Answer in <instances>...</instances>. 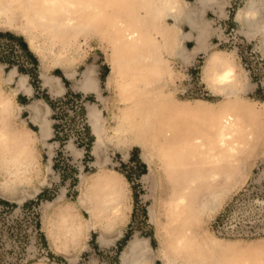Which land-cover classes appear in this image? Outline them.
<instances>
[{
	"label": "rangeland",
	"instance_id": "obj_1",
	"mask_svg": "<svg viewBox=\"0 0 264 264\" xmlns=\"http://www.w3.org/2000/svg\"><path fill=\"white\" fill-rule=\"evenodd\" d=\"M72 1L82 5L73 9L78 10L75 14L79 20L57 37L53 34L49 38L46 31H39L41 38L38 43L41 42L39 45L44 53L31 48L21 31L0 26V32L12 33L26 41L39 61L29 67V74L17 69L20 75L27 76L30 88L32 85L39 92L33 91L31 96L22 98V104L19 103V95L26 97V94L22 91L15 94L17 81L8 79V73L17 67L11 64L7 68L5 63L0 62V92L11 96L15 113L21 111L18 118L6 115L4 125L7 129L29 127L34 131L30 136L36 159L35 165L26 170L24 179L18 183L10 180L5 171H0V200L10 203L4 205L0 202V264H123L122 259L137 237L149 240L153 253L150 264H164L158 258L164 237L159 234L158 224L152 220L150 210L156 211L159 224L165 223L164 208L169 205L172 188L166 172L170 164L167 161V147L170 148L173 143L172 125L181 123L183 119L171 117L167 111V100L173 98L179 102H194L202 99L219 103V108L223 106V95L213 92L204 78L208 52L212 51L228 54L238 65L243 81L238 98L246 99L250 107L243 108L239 104L236 108L242 118V129L248 126L241 135L248 138L253 132L258 145L253 149L250 142L245 150L237 148L231 157L224 152L221 163L214 164L207 158L203 160V170L216 169L214 185L224 195L220 204L202 219L199 232L204 230L222 242L264 243V53L259 45L261 39L248 38L241 30L242 25L235 20L247 0H220L224 3L223 9L216 6L206 12L205 18L216 29L209 37L208 52H200L190 61H185L174 55L173 42L169 43L167 75H163L162 81L149 87L146 84L152 82L147 83V78H141L140 86L126 93L121 92L123 87L118 82L111 87L107 84L117 49L108 35V15L99 14L100 10L103 14L105 11H115L118 6L114 3H122L121 0ZM182 1L195 3L196 0ZM122 4L125 8L126 3ZM0 5L11 6L8 3ZM11 13L18 16L14 17L15 25H22L24 17L19 18L21 15L16 10V4L11 7ZM169 22L172 23L171 20ZM183 30L190 32L191 29L185 24ZM154 37L157 41L161 40L160 34L155 33ZM184 44L189 52L196 46L194 39H187ZM89 70L93 71L103 97L101 100L95 93L80 90L84 75ZM43 72L60 78L64 88L62 94L54 95L50 87L44 85ZM69 73L74 75L68 77ZM67 93H71L68 99L59 102L56 109L50 110L45 103L47 97L58 100ZM35 102L38 106L41 102L50 110L46 116L50 120L52 135L45 140L38 135L39 127L30 120L33 114L27 107ZM152 103L156 104V110H152L149 117L154 128L151 131L145 130V127L135 129V135H139L144 143V140L149 141L148 145L155 154L154 162L148 165L142 159L141 147L131 143L126 156L117 140L111 143L106 137L114 134L112 131L116 127V120L124 119L136 125L146 112H150ZM91 106H97L103 118V135L107 145L102 148L101 158L108 160L103 166L97 164L98 158L93 152L97 135L89 123ZM55 124L60 127L57 131ZM84 126L89 128V132ZM114 171L122 174L126 180L123 217L110 230L102 229L107 226L105 220L97 222L95 227L85 228L80 241L67 252L61 253V248L53 249L44 225L50 228L52 218L70 206L76 208L87 225L91 215L87 205L82 206L79 202L87 184H84L83 178L91 181ZM227 173H232L229 182L226 181ZM41 193L43 196L38 198ZM27 202L31 203L24 206ZM167 228L171 230L170 222H167ZM101 237L108 243H101ZM176 258L175 264H189L184 256L178 255Z\"/></svg>",
	"mask_w": 264,
	"mask_h": 264
},
{
	"label": "bare ground",
	"instance_id": "obj_2",
	"mask_svg": "<svg viewBox=\"0 0 264 264\" xmlns=\"http://www.w3.org/2000/svg\"><path fill=\"white\" fill-rule=\"evenodd\" d=\"M121 2L126 3L125 8L122 3H114L118 9L111 11L113 14L110 11L107 13L105 11V14L99 11L100 15H108L107 25L110 29L108 35L117 49L116 56L111 62L108 86L111 87L118 82L119 86L123 87L121 92L126 93L138 88L141 78H147L145 80L147 83L152 82L146 84L149 87L162 81L163 75H167V46L172 42L175 48L174 55L190 61L192 57L184 44L186 33L183 26L186 23L190 25L189 35H193L197 41L196 50L206 43L209 48L208 37L216 29L212 28L210 21L199 14L196 6H190L182 0H121ZM0 3L11 5L10 7L0 5V26L21 31L31 48L39 52L43 51L39 45L41 42L38 43L41 38L39 31H46L49 38L53 34L56 36L66 31L69 25L79 20L75 14L78 10L73 9L82 6L72 0H0ZM195 3L204 5L215 3L220 9L224 6L220 0H196ZM14 4L21 15L19 18L24 17L22 25H15L14 17L18 16L11 13ZM169 18L172 23L169 22ZM237 20L248 38L261 39L259 45L264 53V0H247L245 7L238 12ZM153 33L160 34L161 40H155ZM208 53L203 69L204 78L213 92L223 95L221 102L223 106L219 108V103L202 99L194 102H179L173 98L167 100V111L171 113V117L183 119L178 123L179 126L176 123L172 125L173 143L170 148L167 147V161L170 164L166 172L172 188L168 197L169 205L164 208L165 223L159 224L156 211L150 210L152 220L158 224L159 234L161 236L163 234L164 237L161 240L162 247L158 258L162 259L164 264H175L178 255L186 257L189 264H264L263 242L254 245L222 242L204 230L199 232L202 219L220 204L224 195L214 185L217 178L216 169L215 171L210 169L208 172L203 170L201 165L203 160L207 158L214 164L221 163L224 152L231 157L237 148L245 150L250 142L253 149L258 145L256 134L253 132L248 138L241 135L248 126L242 129V118L236 108L239 104L243 108L250 107L246 99L238 98L243 81L237 63L224 52ZM73 75L69 73L68 77ZM41 77L44 85L49 86L54 95L62 94L64 88L60 78L47 72H43ZM8 79L11 82L17 81L15 94L19 91L32 93L27 76L20 75L17 68L8 73ZM80 90L95 93L100 100L103 98L92 70L84 75ZM13 103L11 96L0 92V171H5L10 180L18 183L24 179L26 170L35 165L36 159L32 148L31 129L25 127L7 129L4 125L6 115L17 118L20 116L21 111L15 113ZM154 103L149 108L150 112H146L136 125L124 119L116 120V127L112 131L114 134L106 137L111 143L117 140L126 156L131 143L141 147L142 159L148 165L154 162L155 154L148 145L149 141L144 140V143L139 135H135L137 134L135 129L145 127V130L151 131L154 128L149 117L151 111L156 110ZM28 108L33 114L31 121L39 125L44 140L49 138L52 135L50 120L46 116H41L36 102ZM88 118L97 135L93 152L98 158L97 164L103 166L108 160L101 158V151L107 145V141L103 135V118L97 106L89 108ZM227 159L229 160V157ZM231 178L232 173L231 175L227 173L226 181L229 182ZM83 181L87 184L79 202L82 206L87 205L91 215L90 222H86L85 225L76 208L70 206L60 210V214L52 218L50 228L44 225L51 247L56 250L61 248V253L67 252L72 245L75 246L80 241L85 228L95 227L97 222L105 220L107 226H103L102 229L110 230L123 217L127 189L122 174L114 171L113 174H106L103 177L101 175L91 181L83 178ZM205 186L209 187L206 189ZM167 222H170L171 230L167 228ZM100 242L108 243L104 237L100 238ZM152 254L149 240L137 237L131 242L122 261L123 264H150ZM228 257L231 261L227 259Z\"/></svg>",
	"mask_w": 264,
	"mask_h": 264
},
{
	"label": "trees",
	"instance_id": "obj_3",
	"mask_svg": "<svg viewBox=\"0 0 264 264\" xmlns=\"http://www.w3.org/2000/svg\"><path fill=\"white\" fill-rule=\"evenodd\" d=\"M1 41H4L7 44L5 46H0V62L5 63L7 68L11 67L12 64L13 67H17L18 71L21 72L27 71L28 74L31 73L30 72L31 69H29V67L34 66V63H38L39 61L35 56V54L30 50L27 42L19 37H16L12 33H3V32H0V42ZM36 91L38 94L39 92L37 89ZM70 94L71 93H67L65 97H63V99H58V100H52L47 97L46 102L50 105L52 109H56L57 104H59V102H65ZM84 127L85 130L89 132V128H87L86 126ZM59 128L60 127L58 124L54 125L55 131H57V129ZM42 196L43 193L39 194L38 198H41ZM0 202L4 205L10 204L8 201H4V200H0ZM30 203L31 202H27L24 206ZM37 226L39 227V221Z\"/></svg>",
	"mask_w": 264,
	"mask_h": 264
},
{
	"label": "crops",
	"instance_id": "obj_4",
	"mask_svg": "<svg viewBox=\"0 0 264 264\" xmlns=\"http://www.w3.org/2000/svg\"><path fill=\"white\" fill-rule=\"evenodd\" d=\"M186 4H188V5H190V6H196V8H198V11H199V14L200 15H202V16H204L205 17V14H206V12L209 10V9H211V8H215L216 7V5H215V3H213V4H206V5H204L203 3H186ZM169 20H170V18H169ZM235 20L236 21H238L237 20V15H236V17H235ZM239 22V21H238ZM186 25H188L189 27H190V25L189 24H187L186 23ZM11 30V29H10ZM186 33V36H185V40H184V43H185V41L187 40V39H194V41H195V43H196V46L194 47V49L192 50V51H190V56L191 57H193V56H195L196 54H198V53H200V52H208V46H207V43L206 44H204V46L202 45L201 47H199L198 48V50H196L197 49V47H198V45H197V41H196V39H195V37L193 36V35H189V32H185ZM213 33H211L210 35H209V37L212 35ZM209 37H208V39H209ZM29 46V45H28ZM33 52V51H32ZM35 54V53H34ZM36 57H37V55H35ZM38 58V57H37ZM31 90H32V93H33V91H34V93H37V91H36V89L31 85ZM24 94H26L25 96L26 97H22V96H20L19 95V103H21L22 104V102H21V99L22 98H27L28 96H31L29 93H26V92H24V91H22ZM45 101V100H44ZM28 103V102H27ZM45 103L46 104H48L46 101H45ZM33 104V103H32ZM40 104V111H41V116H46L47 115V112L48 111H50L51 110V107H50V105H49V107H50V110H48L47 109V107L44 105V104H41V102L39 103ZM31 105V104H30ZM44 106V107H43ZM28 108V107H27ZM23 109H24V107H23ZM29 109V108H28ZM30 110V109H29ZM31 111V110H30ZM32 112V111H31ZM32 117V116H31ZM47 117V116H46ZM31 120V119H30ZM32 122V121H31ZM26 123V122H25ZM34 123V122H33ZM36 124V123H35ZM38 127H39V125L38 124H36ZM27 128H29V127H27ZM39 129H40V127H39ZM29 130H30V128H29ZM31 132L30 133H34V131L31 129L30 130ZM32 133V134H33ZM38 135H40V137L42 138V140H44V138H43V136H42V134H41V129H40V131L38 132Z\"/></svg>",
	"mask_w": 264,
	"mask_h": 264
},
{
	"label": "built area",
	"instance_id": "obj_5",
	"mask_svg": "<svg viewBox=\"0 0 264 264\" xmlns=\"http://www.w3.org/2000/svg\"><path fill=\"white\" fill-rule=\"evenodd\" d=\"M7 43H5L4 41L0 42V46H5Z\"/></svg>",
	"mask_w": 264,
	"mask_h": 264
}]
</instances>
